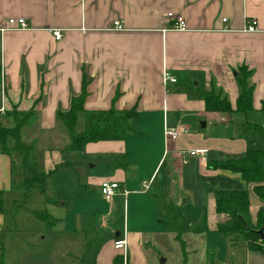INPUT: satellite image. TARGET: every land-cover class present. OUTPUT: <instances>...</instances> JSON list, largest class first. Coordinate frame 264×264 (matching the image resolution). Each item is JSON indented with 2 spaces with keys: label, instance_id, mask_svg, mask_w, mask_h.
<instances>
[{
  "label": "crops",
  "instance_id": "crops-1",
  "mask_svg": "<svg viewBox=\"0 0 264 264\" xmlns=\"http://www.w3.org/2000/svg\"><path fill=\"white\" fill-rule=\"evenodd\" d=\"M169 13L184 19L185 31L171 29ZM17 18H23L29 28L0 33V115L13 107L28 111L38 100L34 125L44 133L53 131L56 113L68 109L70 97L79 94L85 77V110L134 109L132 121L151 123L124 141L85 146L87 153L112 158L93 163L91 169L103 171L105 179L115 170L110 179L121 192L109 203L101 197L110 205L97 216L107 235L102 245L96 240L85 242L88 229L95 226L88 216L82 221L75 215L66 239L75 248L62 252V260L72 259L64 263L196 264L190 254L196 248L202 251L197 264H203L201 258L209 251V264L222 261L224 240L217 238L216 226L227 218L215 213L213 192L246 191L252 221L264 209V202L239 174L210 167L250 151L251 135L256 133L244 129V124L264 123V0H0V29L8 19ZM114 22L122 26L121 31L113 28ZM250 22L256 31L246 33ZM51 30H59L61 40H55ZM241 66L252 71L254 86L247 119L236 113L208 112L197 93L212 87L223 92L235 109L234 71ZM163 72L176 83L164 86ZM165 128L183 132L167 141ZM43 135L36 137L45 139ZM130 137L156 149L147 174L141 175L137 165L125 161L123 142ZM195 150L205 152L189 157L187 152ZM10 169V158L0 154V191L11 190ZM103 179L87 181L100 185ZM2 224L0 214V232ZM177 231L187 236L178 240ZM123 234L124 259L123 252L113 248ZM225 243L250 258L244 247L233 246L230 240ZM237 254L230 255L233 264H241ZM12 258L0 246V264H13ZM253 258V264H264V256Z\"/></svg>",
  "mask_w": 264,
  "mask_h": 264
},
{
  "label": "rangeland",
  "instance_id": "rangeland-1",
  "mask_svg": "<svg viewBox=\"0 0 264 264\" xmlns=\"http://www.w3.org/2000/svg\"><path fill=\"white\" fill-rule=\"evenodd\" d=\"M3 117L2 124L9 126L10 123H7L6 118ZM244 122L242 121L241 124ZM34 123L32 121L31 125L23 130L22 140L28 144H34L37 162L42 171L55 170V172L46 180L44 195H40L36 191H30L26 195L12 189L1 191L4 212L1 214L3 224L0 232V246L3 245L5 249L10 251L13 257V264H17L19 261L21 264H65L64 261L71 262L72 259L62 260L64 255L62 252L75 248L73 241L66 240L74 228L75 215L79 214V219L82 221H86V216H88L95 226L93 230L88 229L89 232L87 234L89 236L86 237V243L90 244L91 241L96 240L97 244L102 245L107 240L106 232L101 228L99 217L97 216L102 212H106L110 205L101 200L100 185L89 184L87 179L89 177H97L113 181L110 178L114 176L115 170L111 171V177L105 179L103 171H92L91 166L97 161L109 162L112 159L111 157L103 154L96 156L87 153L86 149L75 152L67 151L69 140L57 121L55 122L54 130L46 133L35 127ZM150 125L151 123L132 121V132L137 131L140 133L143 130V126L148 127ZM261 125L263 127L264 123H261ZM76 127L80 129V123ZM42 134L47 140L44 138H41V140L40 138L37 139L36 136ZM251 137L254 142L251 143L250 150H263V136L260 133H256L255 136L251 135ZM124 145L128 154L125 161L128 164L137 165L141 175L147 174L154 163L156 149L146 148V143L143 139L134 137H130L126 144L123 142V147ZM51 158L53 163L48 165ZM62 161L75 164L69 165V167H61L60 163ZM15 163V179L18 181L21 174L17 171L19 168L18 162L16 161ZM64 202H67V206L63 207L62 204ZM33 211H48L52 218V224L47 226L46 223L32 214ZM93 213L97 215L94 216ZM62 216H64V219ZM59 219H63V222L56 224V220ZM84 229L87 230V228ZM90 232L91 234H89ZM95 234L96 236H94ZM175 236L179 240V238H185L187 235L177 231ZM216 236L224 240L220 246L223 257L222 261L214 260L212 264H233L230 255L234 252L238 253L237 257L241 264H253V257L262 256L256 252H249L251 254L249 259L251 260L248 263L249 259L244 257L243 250L226 247L224 243H227V239L217 234ZM229 240L233 242L230 241L231 245L234 246L236 244V246L246 249L245 242L241 238L234 236L229 238ZM190 254L197 264L198 258L202 256V251L196 248L195 253ZM193 254H195V257ZM211 257L212 254L209 251L201 258V262L209 264Z\"/></svg>",
  "mask_w": 264,
  "mask_h": 264
},
{
  "label": "trees",
  "instance_id": "trees-1",
  "mask_svg": "<svg viewBox=\"0 0 264 264\" xmlns=\"http://www.w3.org/2000/svg\"><path fill=\"white\" fill-rule=\"evenodd\" d=\"M251 76L252 71L245 66L234 71V81L238 89L234 110L226 95L213 87L209 91H199L197 96L204 102L208 112L236 113L247 119L252 111L254 90L250 81ZM87 87L88 83L83 77L81 90L78 95L70 97L68 109L56 113V121L63 128L69 140L67 151H83L89 143L124 141L132 133L131 122L135 116L134 109L119 111L111 106L108 110L87 111L84 108L88 96ZM37 102L38 100L28 111L19 112L17 107H13L11 111L0 115V154L10 158L11 189L23 195L30 191L44 195L46 180L55 172V170L42 171L37 162L34 144H28L22 140L23 130L33 121ZM261 112L264 114V98L261 101ZM2 116L9 120V126L2 124ZM79 123L80 129L76 127ZM244 129L260 133L264 139V126L247 122L244 124ZM16 161L19 165L17 171L21 174L18 181L15 179ZM210 167L239 174L246 184L252 186L253 194L264 202V149L247 151L236 160L215 161ZM213 196L215 213L227 218L226 222L216 226V232L227 240L234 236L241 238L248 252H256L264 256V209L259 210L252 221L248 211L249 195L246 191L218 190L213 192ZM3 212L2 192L0 191V214ZM32 214L47 226L52 224L48 211H33ZM258 231H261V236ZM118 260L119 258H116L115 263Z\"/></svg>",
  "mask_w": 264,
  "mask_h": 264
},
{
  "label": "built area",
  "instance_id": "built-area-1",
  "mask_svg": "<svg viewBox=\"0 0 264 264\" xmlns=\"http://www.w3.org/2000/svg\"><path fill=\"white\" fill-rule=\"evenodd\" d=\"M167 18L172 21V27L171 29L173 31H185L186 30V24L184 22V19L181 16H175L172 13L167 14ZM222 22H225V19L222 20ZM29 27L26 23V21L23 18H17V19H8L6 23V27L3 29H0V33L4 32L5 30H14V31H24L27 30ZM113 28L115 30L121 31L122 26L118 22H114ZM256 31L255 23L250 22L247 24L244 32L246 33H253ZM52 36L55 40H61L62 35L59 30H51L50 31ZM162 83L165 86L168 83H176V80L172 78L170 75H168L166 72H163L162 74ZM183 131H179L177 129H164V138L167 141H174L178 138V136ZM205 151H189L187 154L189 157H193L195 155L204 154ZM148 186H145L144 188L147 189ZM100 195L103 198L104 201L107 203L111 202L113 197L120 193V188L117 182L111 181V180H104L101 182L99 186ZM113 248L115 250L123 252V259H124V253L126 251V236L123 234V236L116 239L113 243Z\"/></svg>",
  "mask_w": 264,
  "mask_h": 264
},
{
  "label": "water",
  "instance_id": "water-1",
  "mask_svg": "<svg viewBox=\"0 0 264 264\" xmlns=\"http://www.w3.org/2000/svg\"><path fill=\"white\" fill-rule=\"evenodd\" d=\"M244 228H245V226H244ZM258 234L261 236V231H258Z\"/></svg>",
  "mask_w": 264,
  "mask_h": 264
}]
</instances>
